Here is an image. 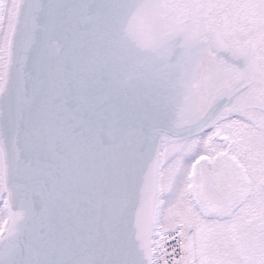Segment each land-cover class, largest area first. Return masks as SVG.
Wrapping results in <instances>:
<instances>
[{
	"label": "snow or ice",
	"instance_id": "6c2138e0",
	"mask_svg": "<svg viewBox=\"0 0 264 264\" xmlns=\"http://www.w3.org/2000/svg\"><path fill=\"white\" fill-rule=\"evenodd\" d=\"M0 264H264V0H0Z\"/></svg>",
	"mask_w": 264,
	"mask_h": 264
}]
</instances>
